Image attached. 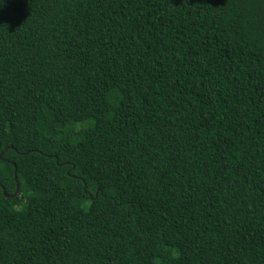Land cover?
<instances>
[{
    "label": "trees",
    "instance_id": "trees-1",
    "mask_svg": "<svg viewBox=\"0 0 264 264\" xmlns=\"http://www.w3.org/2000/svg\"><path fill=\"white\" fill-rule=\"evenodd\" d=\"M0 264H264V0H0Z\"/></svg>",
    "mask_w": 264,
    "mask_h": 264
},
{
    "label": "water",
    "instance_id": "water-1",
    "mask_svg": "<svg viewBox=\"0 0 264 264\" xmlns=\"http://www.w3.org/2000/svg\"><path fill=\"white\" fill-rule=\"evenodd\" d=\"M3 194H4L6 197H11V196H9V195H6L5 192H3ZM17 194H18V189L15 190V193H14V195H13L12 197L16 196Z\"/></svg>",
    "mask_w": 264,
    "mask_h": 264
}]
</instances>
